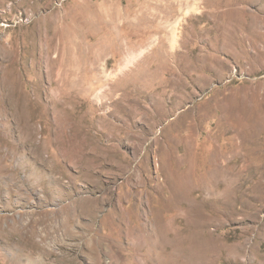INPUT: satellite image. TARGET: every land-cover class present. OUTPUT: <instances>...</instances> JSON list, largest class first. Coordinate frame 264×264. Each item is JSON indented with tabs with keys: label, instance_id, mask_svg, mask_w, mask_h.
Returning <instances> with one entry per match:
<instances>
[{
	"label": "rangeland",
	"instance_id": "obj_1",
	"mask_svg": "<svg viewBox=\"0 0 264 264\" xmlns=\"http://www.w3.org/2000/svg\"><path fill=\"white\" fill-rule=\"evenodd\" d=\"M0 264H264V0H0Z\"/></svg>",
	"mask_w": 264,
	"mask_h": 264
},
{
	"label": "bare ground",
	"instance_id": "obj_2",
	"mask_svg": "<svg viewBox=\"0 0 264 264\" xmlns=\"http://www.w3.org/2000/svg\"><path fill=\"white\" fill-rule=\"evenodd\" d=\"M213 171V170H212ZM211 174H212V172H211ZM205 237V236H204ZM205 242V241H204ZM204 247L206 246L207 247V244L205 243L204 245H203ZM214 248V247H213Z\"/></svg>",
	"mask_w": 264,
	"mask_h": 264
}]
</instances>
